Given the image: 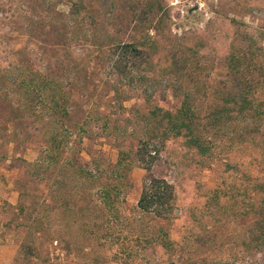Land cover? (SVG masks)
Instances as JSON below:
<instances>
[{
	"label": "rangeland",
	"instance_id": "obj_1",
	"mask_svg": "<svg viewBox=\"0 0 264 264\" xmlns=\"http://www.w3.org/2000/svg\"><path fill=\"white\" fill-rule=\"evenodd\" d=\"M9 7L17 18L0 25L9 46L0 68L12 54L31 74L48 68L67 86L66 106L82 111L55 121L73 148L56 158L98 154L122 166L107 212L95 184L32 175L25 165L51 130L26 119L17 98L0 103V264H264V0H0L1 19ZM118 44L146 52L140 90L119 87L128 79L109 68ZM184 103L211 148L200 155L188 132L167 137L152 172L173 186L176 211L158 221L136 207L146 175L137 140L160 133L154 109L174 114ZM94 108L106 130L90 126L81 140L74 126Z\"/></svg>",
	"mask_w": 264,
	"mask_h": 264
},
{
	"label": "trees",
	"instance_id": "obj_2",
	"mask_svg": "<svg viewBox=\"0 0 264 264\" xmlns=\"http://www.w3.org/2000/svg\"><path fill=\"white\" fill-rule=\"evenodd\" d=\"M11 10L9 7L8 12H11V15L7 19H1L2 15L0 14V25L3 24L2 21L10 22L11 18H17L15 12ZM5 35L1 33L0 29V46L3 45L6 48L8 44L3 39ZM107 55H109V68L112 74L128 79L119 87L128 85L132 91L140 90L143 75L141 64L147 56L146 52L132 44H118L109 49ZM20 57L12 54V61H4L7 63L6 67L0 68V103L12 102L17 98L18 106L23 114H26V119L33 118L40 121L51 130L45 141L46 146L39 151L36 161L32 164H26L25 167L34 176L55 173L60 177L59 185L62 187L69 183L74 187L79 185L82 188L90 189L95 184L100 188L98 197L106 206L105 211L115 209L119 197L118 181L122 166L121 159L112 165L98 154L93 157L88 156L89 161L85 163L80 157L75 160L56 158L59 157L60 151L70 152L73 151V148L69 143L72 137L71 132L69 135L66 131L63 135L53 133L55 121L58 119L69 120L82 111H78L72 106H66L64 90L67 86L59 85L57 81H54L48 74V68L44 67L41 72L31 74L20 64ZM229 60L232 61L231 58ZM117 92H119L118 88L112 91L113 95H116ZM245 94L246 91H239L241 99ZM94 109L86 111L82 123L74 126L77 133H80L79 139L81 140L82 138L89 140L90 137L87 136L91 134L90 126L101 130V134L106 130L105 127L103 129V127L97 126L103 117L95 113L97 108ZM243 109L245 110V107H240L237 113H242ZM189 114H191V108L185 103L174 114L161 112L160 109L156 108L151 115L158 118L160 133L155 134L154 131H150L144 138L137 140L134 157L146 175L141 184L136 207L141 213L158 221L168 222L172 220L176 211L173 186L165 179L154 176L152 172L153 167L161 160L167 137L171 135L181 136L188 132L190 134L188 139L190 146L200 155L206 154L211 148L209 137L204 138L203 135L193 134L191 129L193 122L190 120ZM210 130L211 127L208 126L206 132L209 133ZM104 136L109 137L107 133ZM114 144L118 145L117 139H114ZM119 155L121 156V152ZM87 194L90 195V191ZM25 198V193L21 191L19 193V211H22L21 205ZM24 249L25 247L20 245L18 256L23 254Z\"/></svg>",
	"mask_w": 264,
	"mask_h": 264
}]
</instances>
